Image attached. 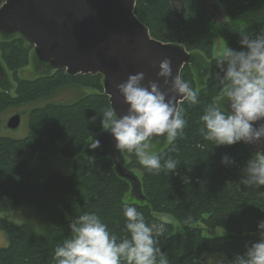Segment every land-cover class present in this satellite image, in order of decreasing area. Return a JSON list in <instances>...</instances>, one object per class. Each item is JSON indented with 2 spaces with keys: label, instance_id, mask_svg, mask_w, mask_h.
<instances>
[{
  "label": "trees",
  "instance_id": "trees-1",
  "mask_svg": "<svg viewBox=\"0 0 264 264\" xmlns=\"http://www.w3.org/2000/svg\"><path fill=\"white\" fill-rule=\"evenodd\" d=\"M4 1L0 0V6ZM212 1L222 7L225 21L216 23L208 16L205 0H183V21L176 19L170 0H137L135 4L134 14L150 37L182 46L206 68L201 73L187 65L180 71L181 79L197 92L198 102L179 104L187 123L183 135L172 144L157 145L161 170L149 172L133 153L122 152L124 160L130 158L125 167L138 172L144 202L124 200L130 186L115 174L109 157L82 155L85 144L103 131L101 119L110 108L101 76L70 77L64 71H53L20 79L16 72L30 64L32 48L18 36L0 37V59L15 83L12 93L0 89V115L11 108L50 99L64 88L91 91L82 92L72 103H47L32 109L28 113L29 132L23 139L0 136V215L22 204L31 205L40 214L37 224H17L0 217V233L7 241V246L0 248V264H56L55 249L71 238L68 225L85 213L96 214L118 243L130 239L124 217L126 206L143 213L145 223L153 227L158 241L155 246L168 264H206L208 258L221 256L234 264L238 254L243 256L252 243L260 240L264 232L259 227L264 222V186L247 187L242 182L249 179L244 169L255 152L242 141L217 146L205 140L200 129L205 127L201 116L207 108L222 103L221 81L227 63L217 65L215 42L222 43L223 51L226 46L236 52L247 51L241 36L256 39L264 34V0ZM31 58L38 64L33 53ZM93 116L97 117L95 122L90 121ZM58 142L63 146L56 151L73 159L72 173L64 176L51 172L38 180L28 171L29 164L44 152L55 151ZM224 157L228 158L226 163H222ZM168 158L176 161V170L163 168ZM158 215L172 217L180 229L162 222ZM161 225L163 234L156 237L155 229ZM204 228H220L225 234L205 237ZM121 264L126 262L121 260Z\"/></svg>",
  "mask_w": 264,
  "mask_h": 264
},
{
  "label": "clouds",
  "instance_id": "clouds-1",
  "mask_svg": "<svg viewBox=\"0 0 264 264\" xmlns=\"http://www.w3.org/2000/svg\"><path fill=\"white\" fill-rule=\"evenodd\" d=\"M241 44L247 51L236 52L229 47L217 55V65L227 63V71L221 83L222 95L227 100V110L209 106L201 116L205 127L200 129L207 141L215 145H234L237 142L259 141L264 135V123L260 130L254 124L264 121V34L250 39L241 36ZM158 77H170L169 96L160 89L156 81H149L142 86L144 73L130 75L126 82L115 85L122 95L123 102L129 105L128 114L118 116L115 108L106 109L101 119L102 130H110L115 140V149L119 152L134 153L139 163L149 172L162 168L161 157L147 152V141L153 137L165 136L172 144L178 135H183L186 120L179 104L188 101L197 104V92L179 75L172 76L171 61L164 59L159 65ZM166 79L164 85L168 86ZM96 116L90 118L95 122ZM100 141L93 140L91 149L99 148ZM175 151V148L172 149ZM227 157L222 158L226 163ZM163 168L174 171L177 163L168 158ZM249 179H243L247 187L264 186V152L257 151L244 169ZM126 229L130 239L117 242L115 235H110L107 226L96 214L85 213L71 222V238L55 249L56 264H168L166 256L156 247L153 227L145 223L143 213L135 207L124 209ZM259 227L264 229V222ZM163 234V225L155 229V236ZM159 257V260L157 259ZM234 264H264V232L258 242L252 243L246 253L237 255Z\"/></svg>",
  "mask_w": 264,
  "mask_h": 264
},
{
  "label": "water",
  "instance_id": "water-1",
  "mask_svg": "<svg viewBox=\"0 0 264 264\" xmlns=\"http://www.w3.org/2000/svg\"><path fill=\"white\" fill-rule=\"evenodd\" d=\"M137 0H5L0 6V37H20L31 46L32 53L41 65L51 71H64L66 75H99L103 95L110 108L118 116L128 114L129 105L115 85L127 81L130 75L144 73L140 81L147 87L156 81L160 89L170 92L171 78L158 77L159 65L164 59L171 61L172 76L180 75L184 66H196L199 58L188 53L182 46L162 43L150 37L147 27L134 14ZM176 19L183 21L186 13L183 0H170ZM178 5V8L175 5ZM1 66V64H0ZM3 76V75H2ZM5 79V76H3ZM168 86L164 85L165 80ZM6 81L0 83L5 90ZM8 92V90H7ZM227 110V101L221 106ZM254 124L259 131L260 124ZM20 124V116L13 115L6 123L10 130ZM100 147L90 148L93 140ZM165 136L153 137L149 142L165 145ZM253 152H264V135L259 141H242ZM115 140L110 130L102 131L88 144L90 158L109 157L115 174L128 182L132 199L144 202L141 183L137 174L125 167L122 152L115 149Z\"/></svg>",
  "mask_w": 264,
  "mask_h": 264
},
{
  "label": "rangeland",
  "instance_id": "rangeland-1",
  "mask_svg": "<svg viewBox=\"0 0 264 264\" xmlns=\"http://www.w3.org/2000/svg\"><path fill=\"white\" fill-rule=\"evenodd\" d=\"M222 51H223L222 43L219 40H216L215 47H214V55H218ZM31 55H32V52H31ZM31 55H30V64L26 68H23L16 72V75L20 79H32V78H36V77L43 76V75H50L53 72L51 71L49 74H47L48 70L46 71L45 68L38 65L39 63L36 64V62H34L33 59L31 58ZM0 56H1V48H0ZM0 64H1L0 83L4 82L5 80L7 82V85L5 87H8L6 89L8 90V92L12 93L14 90V85H15V83L13 82V74L10 71H6L3 65V62H1V59H0ZM2 75L5 76V79L3 78ZM82 92L84 94L91 93L90 90H80L79 92V90H77L76 88L68 87V88H64L60 90L57 94L53 95L50 99H41L33 103H29V104L22 105L17 108H11V109L4 111L0 115V119H1L0 136H4V137L11 138V139H16V140L25 138L29 132L28 113L32 109L42 107L47 103H52V104L72 103L79 99ZM217 106L221 107L219 106L218 103H217ZM13 115L20 116V124L16 129L10 130L7 128L6 123L8 119L12 117ZM89 142L85 144L83 151H82V155L85 157H89L86 152ZM147 143L149 145L147 152L151 155H156V153L159 151L160 148L157 146V144H154L153 142L147 141ZM167 143L168 141L165 142L164 144H167ZM62 146H63V142H58L55 145V151L44 152L41 157H38L35 160H33L27 168L28 171L34 172L38 180L45 179L48 176V174L51 172H58L64 176H69L72 173L73 159L64 157L59 152L56 151L57 149H60ZM133 157L137 162H139L138 157L134 153H133ZM129 159L130 158L125 157V164L129 163L130 161ZM124 200L126 202H131L134 199H132L130 194H127ZM0 217L6 220L12 221L14 223H17V224H21V223L37 224L40 221V214L29 204L27 205L22 204L8 213L1 214ZM158 219L165 223H171L175 230L180 229L179 224L170 216L158 215ZM202 234L205 237H217V236L224 235L225 232L220 228H217L214 230H209V229L204 228L202 231ZM6 246H7V241L5 237L3 236V234L0 233V248H4ZM206 264H228V263L226 259L221 256V257L208 258L206 260Z\"/></svg>",
  "mask_w": 264,
  "mask_h": 264
},
{
  "label": "flooded vegetation",
  "instance_id": "flooded-vegetation-1",
  "mask_svg": "<svg viewBox=\"0 0 264 264\" xmlns=\"http://www.w3.org/2000/svg\"><path fill=\"white\" fill-rule=\"evenodd\" d=\"M205 3H206V12L208 14V16L216 23H221L223 21H225V15L223 13V9L222 7L215 1H212V0H205ZM177 8H178V5L176 4L175 5ZM202 62V60H201ZM196 70L198 72H204L205 71V67H204V64H200V63H197L196 66H195ZM201 73H199L201 75ZM202 83V81H201ZM226 98L223 96L222 97V100H221V106H223L226 102Z\"/></svg>",
  "mask_w": 264,
  "mask_h": 264
}]
</instances>
